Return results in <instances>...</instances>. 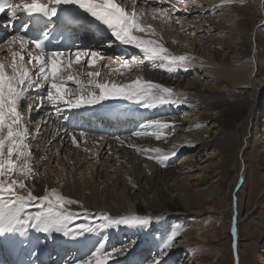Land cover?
Returning <instances> with one entry per match:
<instances>
[{
    "label": "bare ground",
    "instance_id": "bare-ground-1",
    "mask_svg": "<svg viewBox=\"0 0 264 264\" xmlns=\"http://www.w3.org/2000/svg\"><path fill=\"white\" fill-rule=\"evenodd\" d=\"M149 1L153 2V6L163 8H168L170 4L168 0L164 5H160L158 0ZM220 2L221 0H193L188 6L193 11L183 14L189 16L192 30L182 42L190 44V51L196 58L189 72L169 73L159 67L153 68L151 62H148L146 67L137 68L134 75V79L140 77L173 88L177 93L188 97L190 107L158 106L156 109L148 110L129 102L109 100L94 107L73 110L87 111L90 120L95 117L97 119V116H101L102 120L124 117L128 110L138 113L142 119L141 124L156 118L165 119L175 125V130L166 138L162 136L157 140L153 135L130 137L127 134L117 136L124 140V144H120L116 137L109 136L108 133L86 132V137H80L79 131L75 130L78 141H82L77 146L71 144L70 135H66V131L73 132V129L67 126L66 120L55 116L37 119L44 114L46 107L50 109L51 106L44 105L38 111L26 113L32 121L31 127H39L41 130L40 133H34L32 150L37 158L46 157L40 159L37 164L40 173L36 182L37 191L56 188L67 197L76 199L83 204V209L79 204L69 206V210L74 213H81L85 209L93 214L101 210L114 215L136 211L140 214L163 217L171 216L172 213L181 215L189 207L199 211L200 208L213 203L215 196L222 193L226 187L227 190L231 185L241 188L249 174L253 173L248 159L245 158L246 146L249 144L247 140L252 135L258 117L264 118V68H259L261 60H264V0L258 2L245 0L244 3L230 5L227 9H214L213 6L219 5ZM197 5H203L204 10L198 12ZM210 11L212 15L207 14ZM150 18L151 13L144 20ZM193 31L196 35L191 34ZM165 38L163 40L168 44L169 41L167 42ZM181 51L190 55L185 48ZM108 73L112 71L103 72L102 75L107 77ZM195 76H198L195 81L187 80ZM123 81L126 82L128 79L123 78L121 82ZM114 105L118 106V110H114ZM181 112H185L182 115L184 119L180 116ZM131 117V123L138 122V118ZM211 122L212 127L207 129L206 125ZM235 130L239 133L242 131L245 136L239 152V168L230 174L227 165L237 145L225 133ZM262 134L263 141L258 149L260 151L264 150V132ZM129 143L134 147H128ZM85 147L89 148L88 152L84 151ZM137 147L160 148L165 152L175 149L177 155L170 157L167 166H164L138 152ZM179 159L181 163H178ZM89 162L93 164L86 166L85 169L84 166ZM262 162L264 164V159ZM193 176L197 177V182ZM225 180L229 183L226 187ZM243 215L242 209L231 215L229 222L231 231L238 229ZM128 230L117 233L118 241L114 245L110 238L103 241L106 230L99 234L85 233L76 238L64 237L59 233L49 236L32 230L24 237L14 235L4 238L8 241L13 240L19 249L26 250L33 248L37 242L41 246L38 252L40 260L42 255L46 254L43 235L54 241L60 237L64 240L69 239L71 245L80 244L83 249L87 243L89 246L90 244L98 246L95 241L88 239L94 237L99 240L98 242H104L106 248H111L120 246L125 239L130 238L128 235H133L134 231ZM142 235L144 237L146 233L139 235L138 244L133 247L137 251L143 249ZM184 236L197 240L200 248L207 241L198 228L188 230ZM162 237L165 239L164 235ZM237 237L236 235L234 252L236 259L238 256L241 259ZM161 241L157 239L152 243L160 244ZM63 245L68 247L66 244ZM179 246L186 248L187 245ZM157 247L154 245L155 249ZM133 248L126 249L122 256H114L109 264H116L120 260L125 262L129 258L128 252ZM90 251H87L86 255ZM201 256L204 258L203 254ZM203 258L193 261L202 264L205 260ZM76 261L78 260L70 254V258L64 263L75 264ZM168 261L166 264H172ZM177 261L179 264L187 263L182 257Z\"/></svg>",
    "mask_w": 264,
    "mask_h": 264
},
{
    "label": "snow or ice",
    "instance_id": "snow-or-ice-1",
    "mask_svg": "<svg viewBox=\"0 0 264 264\" xmlns=\"http://www.w3.org/2000/svg\"><path fill=\"white\" fill-rule=\"evenodd\" d=\"M244 2L221 0L219 5L213 7L227 9L230 5ZM158 3L164 5L167 0H158ZM146 9L150 10L152 19L162 17L165 22H175L187 34L181 18L174 15L179 10L175 3L169 8H163L153 6L149 0H0V14L8 15L7 26L11 32L0 37V237H24L34 230L49 236L59 233L64 237L76 238L85 233L120 229L121 226L148 232L155 222L163 219L161 215L136 213L113 217L105 213L93 214L86 209L81 213H73L69 211V206L79 204L83 209L81 202L67 197L56 188L37 191L36 182L40 176L37 164L46 157L37 158L32 150L34 133H40L41 130L39 127L32 128V121L26 115L38 111L41 106L49 105L51 108L46 107L38 120L48 116L68 120L73 110L94 107L109 100L129 102L148 110L158 106L190 107L187 96L160 83L140 77L120 82L115 78L116 74L124 75L119 69L115 74L108 73L107 77L100 71H82L93 67L99 60L110 59L121 62L122 67L128 71L141 68L146 60L151 62L153 68L159 67L169 73L189 72L195 57L173 54L163 37L146 39L135 35L156 34L155 28L143 23ZM196 10L202 12L204 6L197 5ZM183 11L188 13L193 9L185 4ZM207 14L213 13L210 11ZM41 18L47 30L41 35H31L30 22ZM17 20L23 21L19 27H15ZM58 25L96 26L107 32L112 39L100 48H47L50 33ZM191 34L196 35L195 31ZM114 43L121 47L135 48L140 55L110 56L104 48ZM74 65L79 67L73 70ZM174 130V124L156 118L142 123L129 136L153 135L160 140ZM66 135H70L73 145L78 146L82 142L78 141L75 130L72 133L66 131ZM86 135L83 130L79 132L80 137ZM116 139L124 144L120 137ZM127 146L134 147L131 143ZM136 150L164 166H167L170 157L177 155L175 149L165 152L160 148L137 147ZM84 151L88 152L89 148L85 147ZM76 220L80 222L75 223ZM181 231L179 227L173 228L160 242L156 254L146 259L145 264H166L165 257L178 243ZM232 234H237L235 229ZM102 239H109L106 232ZM4 244L5 241L0 239V246ZM9 244L11 246L12 242L9 241ZM137 244L138 237H132L120 246L111 248L99 242L94 250L75 264H109L114 256L124 255L126 249ZM0 264L3 262L0 261Z\"/></svg>",
    "mask_w": 264,
    "mask_h": 264
},
{
    "label": "rangeland",
    "instance_id": "rangeland-1",
    "mask_svg": "<svg viewBox=\"0 0 264 264\" xmlns=\"http://www.w3.org/2000/svg\"><path fill=\"white\" fill-rule=\"evenodd\" d=\"M168 1L170 2L169 7L172 3H175L177 5V9L179 10L176 11L174 15L181 18V23L183 24L184 29L187 31V34H185L184 31H181L180 26L175 24V22H165L161 17L160 19L150 18V20H144L143 22L144 25H151L153 28H155L156 34L148 35L145 33H137L138 37L146 39H158L159 37L165 38L166 35L165 40H167V42L169 41L166 46L167 48L169 47L168 49L173 54L185 55V53L181 51L183 48H185L188 54L190 52V55L193 56V53L190 51V44L186 45L182 42V40L185 39V36L190 33V30H192V27H190L189 21L191 20L189 19V16H187V14L186 16L183 15L185 13L183 11V6L185 4L189 6L193 2V0ZM256 2H258V0H256ZM145 11L147 12L145 17L150 16L151 12L147 10ZM134 55H140V53L136 51ZM148 62L149 61L145 60L142 67H146ZM259 68H264V60H261V66H259ZM119 70L123 72L124 75L116 74L115 78L121 82L123 78L124 80H129L131 78L134 79L137 68H132L131 71H128L122 67ZM112 73L115 74L116 70L112 71ZM127 75H129V77ZM124 76H126L127 78ZM197 77L198 76L189 77L187 78V80L195 81ZM180 116L182 119H184L182 115ZM211 127L212 122L206 125L207 129ZM262 132H264V118L258 117V119L256 120L255 128H253L252 135L248 137L247 141L249 144L247 145L248 147L246 146L247 151L245 152V158L248 159V163L250 164L253 173L249 174L247 181L241 186V188H237L231 185V188L227 190L226 186L229 183H227L228 181L225 180L226 189L218 196H215L216 199L213 203L206 205V207L204 208H200L199 211L195 208L189 207L188 210L181 215L172 213L173 215L171 216H163V219L159 222H155L154 225L148 230V232H138L132 230L134 231L133 235L130 234L127 237H139L140 234L146 233L144 237L142 235L143 240L141 243V247L143 249L137 251L132 247L134 250L131 249L132 251L128 252L127 258H132L130 260L131 262L133 260L132 264H135L136 262L145 264V260L151 257L150 254L155 255L157 252V249L154 248V245L156 247L159 246V243L155 244L152 243V241L157 240V236H159L158 240H163L162 235H164V238H166L167 234H170V231L176 227L182 229L180 236L177 238L178 243H175V246L169 250L168 255L165 257L166 261L169 260L168 262H172V264H179L180 262H176L179 257H182V260L186 259V264H197L198 262H195L193 260H201V258H203L201 254H203L205 258L202 264H234L235 261V264H264V164L262 162L264 159V150H258L259 147H261V143L263 141ZM225 134L229 136V139L234 140L235 144L237 145V149L235 151H232V154L230 155L231 160L227 165L229 170L228 172L232 174L239 168V152L241 147L243 146L242 142L244 140L243 138L245 134L242 131H240L239 133L237 130L228 132L226 131ZM208 153H211V151H208ZM204 161L205 159H203V162ZM178 163H181L180 159ZM91 164H93V162H89V164H86L84 168L86 169V166L88 167ZM59 171L61 172V170ZM192 178H194L195 182H197L196 176H193ZM262 193L263 195H261ZM260 195L262 196V198L260 197ZM250 201H252L251 204ZM239 209H242L244 211L242 223L238 227V229H236V235L238 236L237 239L239 245L238 250L241 252L242 262L241 259H239V256L236 259V253L234 252L236 235H233V231H231L229 228V222L232 218L231 215H233V213ZM99 213L109 214L113 217L130 215L133 213L140 214L139 212L131 211L127 214L114 215L107 212H102L101 210L94 214ZM79 222V220L75 221V223ZM196 228L201 229L202 235H204L205 239L207 240L201 246V248L198 245L199 242L197 240L194 241L184 236L188 230ZM125 230L126 232L129 231L127 228L121 226L120 229H108L106 230V232H108L107 234L109 238L113 241L118 237V232ZM117 241L114 240L113 245L114 243H117ZM179 244L187 246L186 248H184L180 247ZM182 248H184V250H182ZM173 259H176V261H174ZM117 262L122 261L120 260Z\"/></svg>",
    "mask_w": 264,
    "mask_h": 264
}]
</instances>
